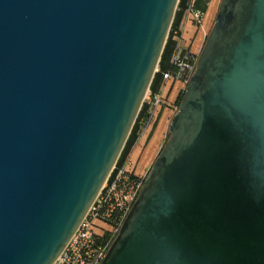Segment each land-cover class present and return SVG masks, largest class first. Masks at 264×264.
Returning <instances> with one entry per match:
<instances>
[{
	"label": "water",
	"instance_id": "1",
	"mask_svg": "<svg viewBox=\"0 0 264 264\" xmlns=\"http://www.w3.org/2000/svg\"><path fill=\"white\" fill-rule=\"evenodd\" d=\"M178 0H0V264H52L130 133ZM100 264H264V0H220Z\"/></svg>",
	"mask_w": 264,
	"mask_h": 264
},
{
	"label": "built area",
	"instance_id": "2",
	"mask_svg": "<svg viewBox=\"0 0 264 264\" xmlns=\"http://www.w3.org/2000/svg\"><path fill=\"white\" fill-rule=\"evenodd\" d=\"M194 3L195 0L184 1L181 21L190 20L200 28L203 25V14L194 8ZM171 34L176 45L171 52L169 64L174 69L162 73L157 91L149 88L146 91L143 102L149 109L165 103L174 112L177 106L170 104L169 96L175 89L184 90L195 68L197 54L178 44L180 25L172 29ZM158 69L157 65L155 72ZM176 84H180V87L177 88ZM144 177L128 167L127 157L121 164L115 162L85 216L52 264H100L127 216Z\"/></svg>",
	"mask_w": 264,
	"mask_h": 264
},
{
	"label": "crops",
	"instance_id": "3",
	"mask_svg": "<svg viewBox=\"0 0 264 264\" xmlns=\"http://www.w3.org/2000/svg\"><path fill=\"white\" fill-rule=\"evenodd\" d=\"M209 4L210 1H208L207 6ZM207 8L203 13L202 27H196L190 20L180 22L178 44L181 48L188 49L194 54L199 53L207 34L206 25L204 24ZM176 86L179 88L180 84H176ZM174 91H176L175 93L181 92L179 89L173 90L169 99ZM172 114L173 109L167 110L166 107L155 108L154 111L147 109V118L141 121L136 141L127 155L128 167L132 168L139 176L146 175L163 145L168 133L169 118Z\"/></svg>",
	"mask_w": 264,
	"mask_h": 264
},
{
	"label": "trees",
	"instance_id": "4",
	"mask_svg": "<svg viewBox=\"0 0 264 264\" xmlns=\"http://www.w3.org/2000/svg\"><path fill=\"white\" fill-rule=\"evenodd\" d=\"M184 1L185 0H179V2L177 4V8L174 12V16H173V19H172V22L170 25V29L168 31V35H167V38L165 40V43H164V46H163V49H162V52L160 55V59L158 62V68H159L158 72L154 73L152 80H151V83L149 85V89L151 91H157L163 72H165L167 70L173 71V69H174L169 64V58H170L171 52L176 45V41L172 39L171 30L178 28L180 25V22L182 19V13H183L182 9H183V5H184ZM208 1L209 0H195L194 8L203 14L207 8ZM180 93L182 95V91ZM181 95H180V97H181ZM180 97L177 101V104L179 103ZM147 109H148V105L145 102H143L138 113H137V116H136L135 121L132 125L130 133H129L126 141H125V144H124V146H123V148L119 154V157L116 161L117 164L123 163V161L127 157L128 153L130 152L134 142L136 141L140 123L143 119L147 118ZM168 136H169V133H167L165 140L167 139Z\"/></svg>",
	"mask_w": 264,
	"mask_h": 264
},
{
	"label": "rangeland",
	"instance_id": "5",
	"mask_svg": "<svg viewBox=\"0 0 264 264\" xmlns=\"http://www.w3.org/2000/svg\"><path fill=\"white\" fill-rule=\"evenodd\" d=\"M210 1V4L207 6L208 8V11H207V14L205 15V20H204V24L206 25V29H207V32L209 30V28L211 27L212 23H213V20H214V17H215V14H216V11L218 9V5H219V2L220 0H209ZM204 42V41H203ZM203 45V44H202ZM183 92V90H181ZM176 91H174V93L171 95L170 97V104L171 105H176L178 106L177 104V101L181 95V93H175ZM176 94V95H175ZM143 103V102H142ZM163 107H166L167 110H170L172 109L170 106H165V103L158 106L157 108H163ZM155 109L151 108V111H154ZM175 112V111H174ZM173 112V113H174ZM173 115V114H172ZM170 119L171 117L169 118V122H170Z\"/></svg>",
	"mask_w": 264,
	"mask_h": 264
}]
</instances>
